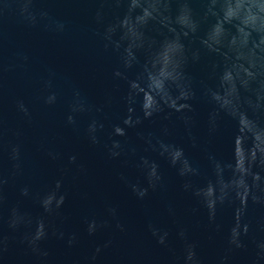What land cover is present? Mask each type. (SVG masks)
I'll use <instances>...</instances> for the list:
<instances>
[{"label":"water","instance_id":"1","mask_svg":"<svg viewBox=\"0 0 264 264\" xmlns=\"http://www.w3.org/2000/svg\"><path fill=\"white\" fill-rule=\"evenodd\" d=\"M0 264H264V0H0Z\"/></svg>","mask_w":264,"mask_h":264}]
</instances>
